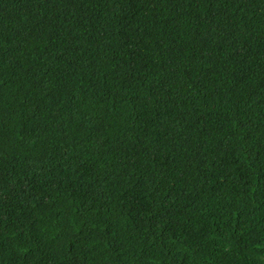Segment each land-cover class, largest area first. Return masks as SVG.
Listing matches in <instances>:
<instances>
[{"label":"trees","instance_id":"trees-1","mask_svg":"<svg viewBox=\"0 0 264 264\" xmlns=\"http://www.w3.org/2000/svg\"><path fill=\"white\" fill-rule=\"evenodd\" d=\"M0 264H264V0H0Z\"/></svg>","mask_w":264,"mask_h":264}]
</instances>
